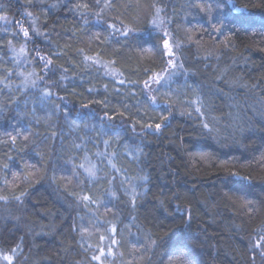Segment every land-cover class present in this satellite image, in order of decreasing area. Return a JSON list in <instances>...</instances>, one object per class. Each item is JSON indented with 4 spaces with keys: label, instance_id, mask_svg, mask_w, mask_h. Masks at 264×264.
Masks as SVG:
<instances>
[{
    "label": "trees",
    "instance_id": "trees-1",
    "mask_svg": "<svg viewBox=\"0 0 264 264\" xmlns=\"http://www.w3.org/2000/svg\"><path fill=\"white\" fill-rule=\"evenodd\" d=\"M0 17V264H264V0Z\"/></svg>",
    "mask_w": 264,
    "mask_h": 264
},
{
    "label": "snow or ice",
    "instance_id": "snow-or-ice-1",
    "mask_svg": "<svg viewBox=\"0 0 264 264\" xmlns=\"http://www.w3.org/2000/svg\"><path fill=\"white\" fill-rule=\"evenodd\" d=\"M159 11H160V9H157V13H159ZM0 19H3V17H0ZM154 23H155V21H154ZM125 34H126V33H125ZM24 35H25V36L28 35L27 31H24ZM164 47L167 49L169 55H174V53H173V51H172V46L169 44V42H168L167 40L164 41ZM20 51L23 52L24 49L21 48ZM49 63H50V61H49ZM169 63L172 64L173 67H175V64H174L173 61H169ZM196 110L199 111V108H197ZM202 114H203V113H201V115H202ZM203 127H204L205 129H208V128H209V125H208L207 123H205V124L203 125ZM159 128H160V125L157 124V125H156V129L159 130ZM210 130H211V129H209V131H210ZM105 143H107V142H105ZM85 159L87 160V157H86ZM80 167H81V168H84V171L88 174L89 177H95V175H96V165H95L94 163H90V166H89V167H85L84 164H81ZM233 175H238V174H237V173H233ZM245 179H246V177H245ZM0 199H3V197H0ZM17 199H19V198L17 197ZM84 199H88V197H84ZM113 231H114V229H113ZM261 239L264 240V237H261ZM114 242H115V241H113V243H114ZM256 246H259V244L257 243ZM15 251H16V250L13 249V252H15ZM93 258H94V259H99V257H93ZM4 259L11 261L12 257H11V256H6V257H4Z\"/></svg>",
    "mask_w": 264,
    "mask_h": 264
},
{
    "label": "rangeland",
    "instance_id": "rangeland-1",
    "mask_svg": "<svg viewBox=\"0 0 264 264\" xmlns=\"http://www.w3.org/2000/svg\"><path fill=\"white\" fill-rule=\"evenodd\" d=\"M100 248L103 246V243H101L100 245ZM101 253H104V252H101ZM105 254V253H104ZM107 254L111 255L113 254V249H109V251H107ZM102 260V259H100ZM109 262H111V259H107L106 261L103 260V264H110Z\"/></svg>",
    "mask_w": 264,
    "mask_h": 264
}]
</instances>
